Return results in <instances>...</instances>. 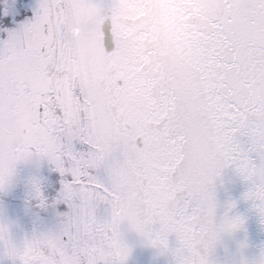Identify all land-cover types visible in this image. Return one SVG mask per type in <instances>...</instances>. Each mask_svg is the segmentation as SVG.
<instances>
[{"label":"snow or ice","instance_id":"1","mask_svg":"<svg viewBox=\"0 0 264 264\" xmlns=\"http://www.w3.org/2000/svg\"><path fill=\"white\" fill-rule=\"evenodd\" d=\"M90 2L0 0V193L14 187L20 165L46 163L52 206L65 209L56 232L22 246L0 223V247L12 264H127V224L175 264H212L220 235L243 223L217 221L214 186L225 168L251 184L245 198L264 220V0H205L199 64L169 74L150 93L163 121L133 126L123 83L101 85L88 129L64 141L58 160L33 138L19 101L38 65L60 63L75 46L69 21ZM103 31L110 51V25ZM193 72L194 82H186ZM46 108L36 111L45 129ZM42 185L31 180L30 197L46 208ZM102 210L110 217L100 219ZM238 264H264V250Z\"/></svg>","mask_w":264,"mask_h":264},{"label":"water","instance_id":"2","mask_svg":"<svg viewBox=\"0 0 264 264\" xmlns=\"http://www.w3.org/2000/svg\"><path fill=\"white\" fill-rule=\"evenodd\" d=\"M208 13L205 0H91L80 8V41L93 101L82 69L91 114L95 90L101 85L112 89L122 82L132 125L161 123L164 114L150 93L169 74L182 75L186 67L199 64V40L208 24ZM105 25H110V51L105 47ZM184 78L192 83L195 73ZM251 187L232 167L225 168L216 180L217 221L227 216L243 223L236 231L220 235L210 256L212 264H238L241 258L252 261L264 250V220L254 202L245 198ZM122 233L131 249L127 264H175L170 252L153 247L127 224ZM176 245L175 237H170L169 249Z\"/></svg>","mask_w":264,"mask_h":264},{"label":"rangeland","instance_id":"3","mask_svg":"<svg viewBox=\"0 0 264 264\" xmlns=\"http://www.w3.org/2000/svg\"><path fill=\"white\" fill-rule=\"evenodd\" d=\"M76 30H77V25H76V21L74 17V19L69 21L68 31L75 40V46L69 49V51L67 52L66 55H64L60 63L57 64V63H53L49 61L48 64L45 66H49L51 74L57 73V76L55 78H57L61 82V84L64 85L63 86L64 91L66 90L67 83H70L71 85H73L72 84L74 83L73 80L75 79L77 81L80 90L82 91V93H84L83 96L81 95V98L83 101V112L86 115L85 120H84L85 126L81 127L82 132H84L88 129V121L91 118L92 114H91V109H90V104H89V99H88V94H87V89H86V83L84 86V78L82 74L83 69H81L82 64L80 61V55H78L79 50H78L76 36H75ZM51 74H50V78H51L50 81L53 79V76ZM28 103H26V109L30 111L31 113L33 112L32 115L35 116L34 109L31 108L30 106L27 108ZM69 110H70L72 119L74 120V116L76 115V110H75V105L73 101L69 104ZM77 125L80 126L79 123ZM47 146L51 148L52 151H62L64 145L60 144L59 141L55 140V138L52 136V137H49L47 141ZM20 166H22V169H20ZM20 166L18 167V170H17L18 180L16 184L18 186L16 185L17 186L16 187L14 185V187L7 193H0V198L2 199V204L4 205V206H0V220L2 221L5 220L4 222L5 223L7 222L5 225L10 226L12 239L17 244V246H22L25 239L30 240L37 233L36 231L32 233L29 227L27 228L24 227L25 224L22 222V220H24V218L27 216V214H25L26 207L20 206V205L19 206L10 205L12 203V200L15 199L11 197L17 196L18 194H21L22 192L24 193L26 191V187H29L27 185H24L26 181H28L29 185H30L31 180L35 178H39V179L41 178V180L44 182V180H48V177L51 175V170L44 166L33 165L34 166L33 170H29V165H20ZM27 170L31 172V178H30V174L27 173ZM43 190H45L44 186H43ZM45 196L48 198V201H49L48 206L50 207V209H53L52 212H56L57 210H59L58 206L56 207L52 206V201H54L55 199L51 198L52 195L48 192V188H47V192H45ZM41 209H44V208H41ZM107 212H108L107 216L109 218L110 210H108ZM102 215H103V210L99 213L100 219H102ZM57 224H60V220L57 222ZM0 261L3 263L8 262L9 264L10 263L12 264L11 259H9L5 255V253L1 255Z\"/></svg>","mask_w":264,"mask_h":264},{"label":"flooded vegetation","instance_id":"4","mask_svg":"<svg viewBox=\"0 0 264 264\" xmlns=\"http://www.w3.org/2000/svg\"><path fill=\"white\" fill-rule=\"evenodd\" d=\"M42 82L43 81H34V79H32V75H31L29 81L24 85L23 96L21 98V101L19 102L20 103L19 107L22 110V112L24 113L25 117L27 119L32 120L31 131L33 134V138L36 139L37 141H39L40 143H42L43 136L55 137L56 135H59V132L61 131V126H62V132H63V128H64V130H65V128H70V129L72 128L70 125L67 126L65 124H59L60 120L55 119L54 115L51 112L53 105L51 102H49V93L44 91V84ZM48 86H51V85L48 84ZM58 87H60L59 83H58ZM34 88L38 91V93H40V97L42 99L47 100V102L42 101L45 103V105H47L46 111L48 113V120H47L48 127L46 129L43 128L42 126H40L39 124H37V122H36L37 120H36L35 116L32 115L33 112L31 113L30 111H28L26 109V103H28V102L29 103L27 104V108L30 105L33 107L31 101L27 97V93L30 94ZM36 102H39V101H36ZM53 103H54V101H53ZM34 104H35V102H34ZM39 104H41V103H39ZM46 152L56 156V154L53 152H50L47 150H46ZM20 169H22V166H20ZM29 169L31 170L32 167H30ZM24 185H26V183H24ZM15 186H16V183H15ZM27 191H28V187H26V191L24 193L22 192L21 194H25ZM21 194H18V196ZM11 198H17V197H11ZM1 201H2V199L0 198V202ZM24 201H26V200L23 199L22 197H20V198L12 200V203H15L16 205L27 207L28 203H25ZM0 264H2V263H0Z\"/></svg>","mask_w":264,"mask_h":264},{"label":"bare ground","instance_id":"5","mask_svg":"<svg viewBox=\"0 0 264 264\" xmlns=\"http://www.w3.org/2000/svg\"><path fill=\"white\" fill-rule=\"evenodd\" d=\"M35 73H36V79H37V81H43L42 83L43 84H45V83H47V85L49 84V85H54V84H56L57 83V81L56 80H54V81H51V82H47V78H48V73L46 72V71H43L40 67H39V65L35 68ZM37 91V90H36ZM25 221H28V222H25ZM22 220V222L24 223V224H27V226L29 225V222H31L30 220ZM0 222L1 223H3V221L2 220H0ZM4 224V223H3ZM53 224H55V222H53V223H51V222H48V221H44V223H43V226H42V228H41V230H40V232L38 233V235H40V234H42V233H53V232H56L57 230H58V228L60 227V225L57 227V228H55V227H53Z\"/></svg>","mask_w":264,"mask_h":264}]
</instances>
